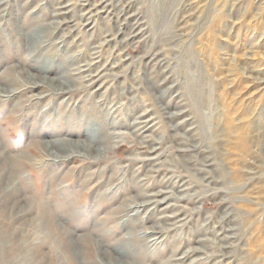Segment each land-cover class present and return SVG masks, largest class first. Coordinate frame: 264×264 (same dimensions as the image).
I'll return each instance as SVG.
<instances>
[{
    "label": "rangeland",
    "instance_id": "1",
    "mask_svg": "<svg viewBox=\"0 0 264 264\" xmlns=\"http://www.w3.org/2000/svg\"><path fill=\"white\" fill-rule=\"evenodd\" d=\"M0 155V264H264V0H0Z\"/></svg>",
    "mask_w": 264,
    "mask_h": 264
},
{
    "label": "bare ground",
    "instance_id": "2",
    "mask_svg": "<svg viewBox=\"0 0 264 264\" xmlns=\"http://www.w3.org/2000/svg\"><path fill=\"white\" fill-rule=\"evenodd\" d=\"M61 8H63V7H60V8H58V10H57V12L55 11V15H60V14H64V13H67L66 11H63V9H61ZM66 10V9H65ZM137 15V14H136ZM129 18L130 17H132V14H130L129 16H128ZM133 18V17H132ZM134 19V18H133ZM127 22L126 23H129L130 21L129 20H126ZM131 24V23H130ZM140 24V23H139ZM132 28V27H131ZM130 28V29H131ZM138 28V26H136L135 27V30ZM39 30V29H38ZM37 30V32L36 33H34V32H30V35H29V37H33L34 39H36L37 41H42L43 39H45L44 38V35H42V31L40 32V30L38 31ZM139 30V29H138ZM144 32V31H143ZM142 32V33H143ZM136 34L137 33H135V34H132V35H130V37H134V36H136ZM140 36V35H139ZM28 37V36H27ZM28 44V43H27ZM52 60V59H51ZM53 61V60H52ZM51 62V61H50ZM168 62V61H167ZM157 63V62H156ZM46 64V63H45ZM165 64H166V62H165V60H164V58H161V61H160V64L158 65V66H161V69L162 68H164L163 69V71L164 72H168L169 71V69H166V67H165ZM48 65V64H47ZM31 66V65H30ZM49 66H50V64H49ZM48 67H46V68H43V69H45V73L47 72L46 71V69H47ZM41 69V68H40ZM49 69V68H48ZM47 69V70H48ZM84 71V70H83ZM162 71V72H163ZM41 72V71H40ZM44 73V74H45ZM37 75V74H36ZM33 75V74H30V73H28V85H29V90H36V89H38L39 87H41V86H43V84H48V83H50L51 82V84H53V79H49L48 80V76H40V75ZM93 76H95V75H93ZM166 78H168V77H166ZM56 82V81H55ZM58 83V87L59 88H57V90H58V92L60 91H64V89H65V83H66V80H60V79H58V81H57ZM71 82H72V80H71ZM56 84V83H55ZM70 84V83H69ZM73 84V83H72ZM50 86V85H49ZM54 87V86H53ZM67 87V86H66ZM54 90V89H53ZM59 92V93H60ZM168 95V94H167ZM39 96V95H38ZM176 96V95H175ZM167 98V97H166ZM179 99V98H178ZM174 100V99H173ZM174 102V101H173ZM185 104V103H184ZM173 105V104H172ZM169 108V107H168ZM167 108V109H168ZM166 109V108H165ZM184 112V110L183 111H181L180 113H175V114H182ZM176 116V115H175ZM168 117V116H167ZM169 117H170V119H171V117H174V115H171V114H169ZM182 122H184V121H180V123H182ZM138 122H136V124H137ZM140 123V122H139ZM97 125V124H96ZM179 125V124H178ZM141 128V127H140ZM175 129V128H174ZM94 130V129H93ZM96 131H99V129L97 128L96 130H94V133H96ZM111 132V131H110ZM91 135H93V134H91ZM96 135V134H95ZM109 135H110V133H109ZM91 137V136H90ZM90 137H89V139H90ZM95 139L96 138H94V136H93V138L92 139H90V142H93V141H95ZM104 139V138H103ZM105 141V140H104ZM97 142V141H96ZM48 144H50L52 147L53 146H57V148H61L60 149V151H62L63 150V152H64V154H65V156L63 157V158H67V157H70V156H72V155H74L77 151H75L76 149H85V150H89V149H91V147L93 146H91V143H86V142H79V141H73L72 139H62V143H61V146H59V144H56V142L54 141V142H50V143H47L46 144V147L48 146ZM95 144V143H94ZM97 148V147H96ZM98 149V148H97ZM190 149V148H189ZM186 150H187V148H186ZM67 153V154H66ZM88 153V152H87ZM55 154V153H54ZM63 154V153H62ZM80 154V153H79ZM86 155V154H85ZM12 158H11V156H3V155H0V161L2 162V167H0L2 170H0L1 171V173H2V171L4 172V175L5 174H7L8 176V188L12 185L13 186V183H15L14 182V180L17 178L18 179V174H17V172L16 171H14V170H12ZM205 166H213L214 165V162L212 161V157L211 156H207L206 158H205ZM215 170V169H214ZM2 175V174H1ZM0 175V176H1ZM20 177V176H19ZM17 183V182H16ZM15 183V184H16ZM11 186V187H12ZM15 186V185H14ZM10 187V188H11ZM161 192V191H160ZM160 194V193H159ZM139 197V196H138ZM230 230V229H229ZM228 237V236H227ZM228 238H234V236L233 237H228ZM123 250V249H122ZM128 250V249H127ZM122 256V255H121ZM118 258V257H117ZM126 258V257H125ZM81 259V258H80Z\"/></svg>",
    "mask_w": 264,
    "mask_h": 264
}]
</instances>
